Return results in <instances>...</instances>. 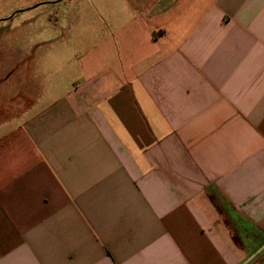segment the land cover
<instances>
[{
    "label": "crops",
    "instance_id": "0c3cea01",
    "mask_svg": "<svg viewBox=\"0 0 264 264\" xmlns=\"http://www.w3.org/2000/svg\"><path fill=\"white\" fill-rule=\"evenodd\" d=\"M91 17L79 81L0 95V264H264V0Z\"/></svg>",
    "mask_w": 264,
    "mask_h": 264
},
{
    "label": "rangeland",
    "instance_id": "374dc122",
    "mask_svg": "<svg viewBox=\"0 0 264 264\" xmlns=\"http://www.w3.org/2000/svg\"><path fill=\"white\" fill-rule=\"evenodd\" d=\"M89 1L0 0V95L2 100H13L10 112H15L16 91L23 87L25 81L21 76L27 69L29 78L24 85L29 88L33 87L36 78L32 75V71H36L32 67L43 68V64L47 79L60 72L74 82L80 80L73 76L78 65L76 58L94 43V34L90 31H95V18L91 17L87 28L76 26V20L84 3ZM85 33L90 38L82 39L81 35ZM19 66L23 68V74L17 76ZM51 67L53 69H49Z\"/></svg>",
    "mask_w": 264,
    "mask_h": 264
}]
</instances>
